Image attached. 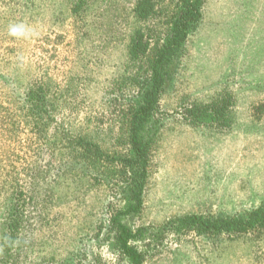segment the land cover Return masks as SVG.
<instances>
[{
	"label": "rangeland",
	"instance_id": "obj_1",
	"mask_svg": "<svg viewBox=\"0 0 264 264\" xmlns=\"http://www.w3.org/2000/svg\"><path fill=\"white\" fill-rule=\"evenodd\" d=\"M136 3L0 0V264H127L104 241L107 205L119 202L109 168L96 180L60 139L87 136L104 153L124 148L128 115L141 98L134 79L149 70V58L134 65L127 55ZM173 10L175 0H161L162 16L144 27L164 36ZM11 25L25 34L10 35ZM172 66L133 230H158L185 215L235 216L264 203V0H204ZM39 87L49 104L38 128L27 107ZM14 187L25 194V214L10 244ZM159 238L138 244L144 264H264V228Z\"/></svg>",
	"mask_w": 264,
	"mask_h": 264
},
{
	"label": "trees",
	"instance_id": "obj_2",
	"mask_svg": "<svg viewBox=\"0 0 264 264\" xmlns=\"http://www.w3.org/2000/svg\"><path fill=\"white\" fill-rule=\"evenodd\" d=\"M203 1L175 0V10L169 17L166 16V28L162 36L160 34L162 32L157 28L144 27L148 22L162 16L161 0H137L133 15L139 25L130 36L127 55L129 62L134 65H140L149 58V70L146 76L134 79L135 84L141 87V98L128 115L127 132L125 139L121 140L123 149L104 153L87 136L76 137L70 133L63 134L60 139V148L67 149L73 160L77 157L84 159V165L96 173V180L103 173L107 175L105 171L109 168L110 177L106 178H110L111 183L108 182V185L112 187L114 191L112 194L119 202L107 205V219L103 222L109 223L105 229L104 241L110 243L127 264H144L146 253L140 249L139 243L147 240L157 242L162 235L174 231L191 230L198 235L216 237L221 234H241L264 228V203L235 216H178L158 230L145 227L133 230L131 227L144 207L151 154L157 137V130L154 128L160 112L162 94L171 76L174 59L179 55L190 32L202 19ZM77 9L74 8V11ZM28 95V118L32 119L35 127L46 125L48 120L45 109L49 100L45 89L39 87L31 90ZM44 118L45 122H42ZM69 165L71 167L70 163ZM24 198V192L14 187L12 209L7 220L16 222L15 226L10 227L12 228L10 244H14L16 236L14 231L18 229L20 224L18 222H24Z\"/></svg>",
	"mask_w": 264,
	"mask_h": 264
},
{
	"label": "clouds",
	"instance_id": "obj_3",
	"mask_svg": "<svg viewBox=\"0 0 264 264\" xmlns=\"http://www.w3.org/2000/svg\"><path fill=\"white\" fill-rule=\"evenodd\" d=\"M9 34L12 36H20L25 34L23 25H11L9 28Z\"/></svg>",
	"mask_w": 264,
	"mask_h": 264
}]
</instances>
